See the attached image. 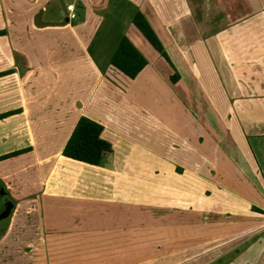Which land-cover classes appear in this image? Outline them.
Masks as SVG:
<instances>
[{"label": "crops", "instance_id": "0c3cea01", "mask_svg": "<svg viewBox=\"0 0 264 264\" xmlns=\"http://www.w3.org/2000/svg\"><path fill=\"white\" fill-rule=\"evenodd\" d=\"M108 1L111 16L96 17L90 26L83 19L86 27L80 29L72 20L45 24L49 0H0V30L5 31L0 41L10 38L11 53L18 51L11 28L20 3L33 19L31 34L38 35L25 54V75L39 84L38 90L32 85L28 98L44 101L45 83L88 84V90L74 92L77 120L85 117L102 126L101 136L112 148L98 165L60 154L47 176L31 171L33 150L0 160V179L15 201L0 235V264H48L49 245L66 242L81 249L89 244L77 252L79 258L125 264L131 236L140 235L143 243L148 228L160 243H174L180 226L202 230L208 252L200 264H264V0ZM102 2L85 0V14L94 16L89 10ZM137 5L158 39L161 30L155 26L164 29L161 44L169 60L133 24ZM122 37L147 61L133 78L111 63ZM38 67L39 82H32ZM168 98L164 110H151L150 104ZM97 100L103 109L92 108ZM118 103L135 118L142 140L131 134L132 125L127 131L115 120ZM30 110L24 107L7 120L13 124ZM59 110L56 114L64 116ZM18 121L20 127L29 123ZM9 137V145L0 141V156L34 147V140L18 144L11 130ZM119 140L149 150L156 164L169 165L173 177L186 181L184 189L160 183L153 191L157 199L142 202L157 205L154 224L144 223L143 214L141 225H131V203L122 188L127 171L113 166ZM165 172L160 166L154 170ZM49 227L57 234H47Z\"/></svg>", "mask_w": 264, "mask_h": 264}, {"label": "rangeland", "instance_id": "374dc122", "mask_svg": "<svg viewBox=\"0 0 264 264\" xmlns=\"http://www.w3.org/2000/svg\"><path fill=\"white\" fill-rule=\"evenodd\" d=\"M113 1L117 2L118 0ZM131 1L134 2L133 0ZM68 2H72L74 5H76L75 14L76 18L78 16V19L74 20L76 19L74 18L72 21H74L76 25L81 23V25L78 26L80 29L86 27V25L83 24L85 22L83 21V19H85L86 21L88 20L89 22L87 23V25L90 26V21L92 19L96 21V17H98V19H106L111 16L112 10L108 7V5L110 4L108 0H103L100 5H97V8L94 11L92 9L89 10L90 12H93L95 14L94 16H92L90 13H88V16L85 14V0H49L44 18H42L43 22L47 24V22L49 21L48 19H54L52 21H62V23L59 24L60 26H63L65 22H70V20L67 19V16H65L66 13L64 11V6ZM138 2H141V0H138ZM35 8L36 6H34V10H32V12L36 10ZM99 8L100 11H98ZM138 10L139 12H143L140 7L138 8ZM17 11H19V15L18 18L12 21L11 31L13 34L12 37L13 39H15L13 47L17 48L18 51L14 50L13 53L10 52L11 41L9 37L3 40L4 42L0 41V114L6 113L8 111L18 113L19 111H21V109L28 106L31 110L30 112L26 113L23 118L21 116L17 118L23 119L22 122L25 121V118H28L29 123L27 124V126L20 127L21 122L18 121L16 123L17 119L14 120L15 122L13 123V125L12 122H8L7 119L9 117L7 118L5 116L6 118H0V132L3 133V136L0 138V141L2 145H9V141L11 139V137H9L10 130L13 131V139H16L18 144H26L28 143V141L34 140L35 144L33 148L26 146L24 149H26V151H34L33 159L36 158V162L35 166L31 167V171L40 173L42 176H44L46 174L48 175L51 168L53 167V162L55 160L57 161V158L60 154L79 160L72 156L66 155L64 151L69 139L72 137L75 127L77 126L81 118L80 117L77 120L76 117L78 108L75 105L76 96L74 95V92L88 90L89 85H80V83L74 81L60 84H58L57 82L45 83L44 90L46 92V98L44 101H32L30 100V97L28 98L27 93L33 90L31 88L33 84L31 83V78H29L28 80L25 75V72L27 70L25 54H30V52H32L31 50L34 45L33 39L38 38V35L31 34L30 29H32L31 26L33 24V19H31L30 16H26L25 7L23 4L20 3L17 6ZM99 23L100 22H98V27H105V25L103 26ZM155 29L161 30L158 32L159 34H161L159 36V39L163 44L165 42L164 29L162 27L156 26ZM39 40L40 39H38V41ZM150 47L153 49V51H155L152 46ZM5 48L7 50L9 49V52L5 51ZM40 70V67L36 68V72L34 74L35 78L32 82H39L38 78L40 77ZM33 86L35 89H37L39 84H34ZM169 104L170 100L168 98L167 100H161L159 105L150 104V107L155 108H151V110H164L165 107H168ZM121 105L122 104L118 103V110L121 113L120 115H116L115 120L117 121V123L119 122L121 126H125L127 128V131L128 129L131 130L132 125L133 132H131V134L136 138L140 137V140H142L140 136V133L142 132L136 131V129L139 128L138 126L133 125L135 123L132 122V120H134L135 118L133 116H128L127 114H125L122 111ZM92 108L103 109L101 107V103L98 100L96 104L92 106ZM54 109L55 111L53 112ZM56 110H59L60 112L64 113V116H58L56 114ZM46 111H48V115ZM96 112L98 113V110H96ZM104 112L105 111H102V114H104ZM63 127H65L66 131H62ZM140 130L145 131V128L142 126ZM118 142L119 143L116 144L115 148L118 151V156L120 158H116V162L118 164H113V166L118 169H125L127 171L126 174L128 175V178L123 182L122 188L126 190V194H124V197H127L131 203V225H138V223H140L139 225H141L143 222H138V220H142L141 218H143V214L146 215L144 223L154 224V221L156 219L153 212L157 209V205L155 206L154 204H151L153 206H145V204L142 202L145 201L150 204L155 201V198L157 199V195L154 196L153 191L154 188H159L160 183L162 184V187H164L165 185V187L167 188H173L174 185L177 184V186L182 187V189H184L187 186L186 181L185 179L180 180L181 176L179 178L173 177L172 172L169 169V165H166L164 163H162L161 165L157 163V165L153 154H151L149 150L140 148L138 146H135L134 144L128 146L120 140ZM102 159L100 163H102ZM159 166L163 168V173L165 170L167 171L165 172V175L161 176L160 174L156 175L154 173L155 168ZM166 197H168V195ZM138 204H140L139 211V208L137 206ZM2 225H0V231L3 227ZM47 229V234H57V228L53 229L49 227ZM187 230H189V232ZM132 232L133 231L131 230V233ZM175 232L177 233L176 235H178V239L174 243H160L159 240L155 237L153 230H148V228L146 229V234L144 235L145 242L143 243L139 242L138 237L140 235L138 236L137 234V237L134 238L131 236L130 239L132 241L129 244L128 249V251L130 252L128 253L127 258L125 259V264H197V262L198 264H200V258L202 257L201 254L205 251V253L208 252L207 242H202V230L200 228L191 229L180 226L179 228L175 229ZM170 235H174V233L171 231ZM186 235L191 236L190 241L187 240ZM88 246L89 244H82L81 249L79 245L74 246L73 244L67 242L62 244H51L49 245L50 254L48 257V264L121 263V261L116 260L91 261L90 259L77 257L82 255L77 254V252H81V250L83 252V249ZM117 246H119V244H117ZM245 251H247V249ZM227 256L225 257L228 258L229 256ZM232 257L233 256L230 255L229 258ZM202 261L205 262V260ZM207 264H209V262Z\"/></svg>", "mask_w": 264, "mask_h": 264}, {"label": "trees", "instance_id": "16d2710c", "mask_svg": "<svg viewBox=\"0 0 264 264\" xmlns=\"http://www.w3.org/2000/svg\"><path fill=\"white\" fill-rule=\"evenodd\" d=\"M133 24L137 29L143 34V36L148 40V42L169 60L164 47L156 36L153 28L148 23L146 18L141 12H136L133 15ZM5 31L0 30V36L4 35ZM111 63L120 71L125 73L127 76L133 78L135 77L141 69L147 64L146 59L143 55L137 50V48L130 42L126 37H122L119 41L115 52L111 58ZM1 74V73H0ZM174 78V76H173ZM12 111L6 113H1L0 118L10 115ZM102 126L95 123L94 121L81 117L77 126L75 127L72 137L69 139L64 153L66 155L72 156L84 162L98 165L101 162V159L111 153V143L103 139L101 136ZM26 149H19L12 151L10 153L0 156V160L7 158L12 155H17L21 152H24ZM0 185L3 186L5 191V197L9 198L13 204L14 199L11 197L3 182L0 179ZM0 211L3 209V197L0 195ZM9 217L0 222L2 229L0 235L3 234L5 230L6 223Z\"/></svg>", "mask_w": 264, "mask_h": 264}, {"label": "water", "instance_id": "95a60500", "mask_svg": "<svg viewBox=\"0 0 264 264\" xmlns=\"http://www.w3.org/2000/svg\"><path fill=\"white\" fill-rule=\"evenodd\" d=\"M0 195L3 197V209L0 211V221H2L10 216L14 204L9 198L5 197V191L2 185H0Z\"/></svg>", "mask_w": 264, "mask_h": 264}, {"label": "built area", "instance_id": "2783aa9c", "mask_svg": "<svg viewBox=\"0 0 264 264\" xmlns=\"http://www.w3.org/2000/svg\"><path fill=\"white\" fill-rule=\"evenodd\" d=\"M65 12L68 20H73L74 18H76L75 5L73 3L65 5Z\"/></svg>", "mask_w": 264, "mask_h": 264}]
</instances>
